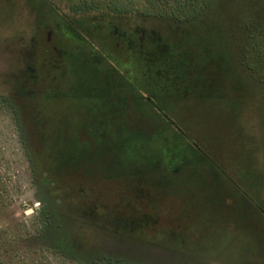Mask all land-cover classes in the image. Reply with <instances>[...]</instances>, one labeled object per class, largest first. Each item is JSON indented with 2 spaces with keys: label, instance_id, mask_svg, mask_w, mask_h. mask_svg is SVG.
Here are the masks:
<instances>
[{
  "label": "rangeland",
  "instance_id": "obj_1",
  "mask_svg": "<svg viewBox=\"0 0 264 264\" xmlns=\"http://www.w3.org/2000/svg\"><path fill=\"white\" fill-rule=\"evenodd\" d=\"M106 1L0 0V264H122L98 256L78 259L58 248L55 237L59 230L48 215L15 105L7 96L11 95L10 88L23 91L27 84L22 71L35 53L39 31L46 26L62 28L82 44L89 74L107 76L114 74L108 67V60L113 58L133 70L132 62L114 55L113 29L133 33L140 24L155 30L150 32L152 37L163 33L169 51L164 62L154 57L149 70L140 65L136 66L138 71L128 73L137 76L135 94L147 99L139 103L132 91V95L125 92L132 107L128 129L156 138L165 122L173 121L201 151L202 165L192 169L181 161L182 172L171 177L164 188L155 184L160 175L134 185L125 178L111 183L106 179L111 173L95 160L96 151L79 156L84 153L80 141L75 148L79 158L72 162L74 167L69 172L74 184L81 182L91 199L109 209L122 208L127 202L138 208L142 203L151 205L156 214L160 213L163 227L185 238L188 255L201 259H188L183 264H264V130L260 107L250 93L243 99L238 97L230 82L211 91L201 84L186 95L176 78L193 73L195 60L205 65L211 58L215 64L210 72L219 76L220 68L229 62L230 37L237 26L252 25L254 13L264 25V0H202L208 15L196 27L156 19L142 22L132 15L123 18L122 9L131 10L132 4L124 5L120 0L121 10L112 12ZM158 66L164 71L157 73ZM143 72L159 96L142 92L146 81L139 75ZM164 92L170 96L162 97ZM28 96L21 101L29 105L26 113L35 110L37 103L36 97ZM69 194V200H79V196Z\"/></svg>",
  "mask_w": 264,
  "mask_h": 264
},
{
  "label": "trees",
  "instance_id": "obj_2",
  "mask_svg": "<svg viewBox=\"0 0 264 264\" xmlns=\"http://www.w3.org/2000/svg\"><path fill=\"white\" fill-rule=\"evenodd\" d=\"M123 1L124 5L132 4V9H122L124 12L122 17L127 18L132 15L139 17L142 22H152L156 19L178 26L196 27L208 15L201 6L202 0ZM105 4L108 10L112 9V12H116L115 9L121 10L120 0H107ZM256 18L258 16L254 13L251 17L252 25L241 24L231 34V46L227 51L229 57L225 56V51H221L222 56L229 59V62L227 61L229 64L227 63L225 68H220L219 76L216 75L218 77L210 72L215 64L214 59L211 58L208 63L201 65L197 64L196 57H193L191 62L194 60L196 62L191 66L194 67L193 73L188 71L186 75L180 74L176 78L179 81L178 85L183 86L182 89L186 95L197 91L201 84L211 91L214 86L218 84L227 86L229 82L231 83L230 89L237 93L238 97L243 99L245 98L243 96L250 93L252 101L260 107L264 130V25L261 24L260 17L258 20ZM135 28L142 32L140 36L145 35L144 47L148 49L146 51L149 54V57L143 58L146 62L141 63L146 68L145 70H149L154 57L164 62L169 51V44L164 34L158 32L156 37H152L150 32H154V29L141 24ZM76 43L78 46L81 45L80 42ZM183 68L184 65L179 67L180 70ZM162 71L164 68L158 66L156 72L161 73ZM80 73L84 72L80 71ZM25 74L27 75V72L24 68L23 78ZM86 74L88 73L81 77L78 75L74 83L78 86L111 84L110 81H93V77ZM135 77L137 79V76ZM139 77L146 81L142 85V92L160 95L151 88L153 81L147 80L149 76L146 73L143 72ZM7 84L9 85L8 82ZM130 85H133L132 82ZM10 91L11 95L7 97L15 105L20 128H23L21 122L25 121L28 116L31 123L28 127L31 131L32 120L38 115H35L36 104H34L35 110H29L26 113L25 110L29 105L26 107L21 104V101L28 94L24 90L17 91L10 88ZM103 91L106 90L103 89ZM168 96L170 94L165 92L162 95L164 98ZM134 98L139 103H145L147 100L141 93L135 95ZM35 100L37 102L39 99L35 98ZM85 100L90 99L82 98L78 101ZM45 101L53 102L54 100L46 98ZM147 102L152 104V101ZM125 117V123L120 125L118 133L116 130H108L105 133L107 137L105 139H101L99 133L95 134V139L83 142L84 153L79 155L96 151V162L111 173V176L106 178L108 182H118L125 178L137 184L138 180L143 178L155 177L156 179V176L160 175L156 180L158 183L155 184L164 188L171 177L182 172L181 161H186L188 167L192 169L202 165L201 151L187 140L185 134L173 121L165 122L166 126L158 137L147 138L138 135L136 131L129 130L128 124L130 123H127V116ZM66 126L68 127L67 132L57 130V125L54 129L47 130L49 131L47 134L39 124H35L32 129L36 135L30 132V138L27 141L23 140L25 146L29 147L27 155L35 173V181L45 195L43 201L48 215L59 230L55 237L58 248L64 254L78 259H93L98 256L107 258L112 263L122 264H183L188 259L201 261L196 256L188 255L185 249V238L181 237L179 232L168 229L167 226L163 227L160 213L156 214L151 205L142 203L138 208L135 203L127 202L122 205V208L109 209L103 202L91 199L90 195L86 194L88 191L82 190L81 182L75 185L73 174L69 172L74 167L72 162L79 158L75 148L80 141L75 134L80 132L84 125L67 124ZM47 135L48 137H45ZM94 187L96 186L91 188ZM68 193L79 196V200L76 202L69 200ZM141 199L139 197V200Z\"/></svg>",
  "mask_w": 264,
  "mask_h": 264
},
{
  "label": "flooded vegetation",
  "instance_id": "obj_3",
  "mask_svg": "<svg viewBox=\"0 0 264 264\" xmlns=\"http://www.w3.org/2000/svg\"><path fill=\"white\" fill-rule=\"evenodd\" d=\"M111 34L113 35L111 47L114 55L132 62L133 70L137 71L136 66L139 67L142 62H146L143 58L149 57L146 51L148 49L144 47L145 35L140 36L142 32L136 28L133 33H128L118 27L113 29ZM71 38L70 33L57 26L48 25L39 31L35 53L30 55L24 67L27 72L24 80L27 84H24L23 90L39 99L35 103L37 110L35 115H38L35 117L33 114L35 118L32 117L34 118L32 124H39L44 133L54 129L57 125V130L64 132H67V124L84 125L81 131L75 134L79 141H92L97 133L101 135V139H105L107 138L105 133L108 130H116L118 133L120 125L125 123V116H127V123H131L129 115L132 107L125 98L131 91L133 95H130L133 97L138 93H136L137 86L135 85L136 75L128 74L133 70L125 68L116 58L108 60V67L110 72L114 73L113 75L111 73L107 76L89 74V66L85 64L88 62L86 55L80 49L82 44L78 46ZM85 73L93 77V81L104 80L110 81L111 84L86 86L75 84L77 76L81 77ZM131 82L133 85H130ZM125 83L129 84L123 85ZM103 89L106 91L104 92ZM46 98L54 101H45ZM82 98L90 100L78 101ZM15 112L18 116L16 110ZM30 124L28 116L25 121L21 122L23 125L21 136L25 141L30 138L31 134L36 135L32 129L33 125L31 131L29 130L28 125ZM62 125L64 126L61 128ZM26 150L29 151L28 146Z\"/></svg>",
  "mask_w": 264,
  "mask_h": 264
}]
</instances>
